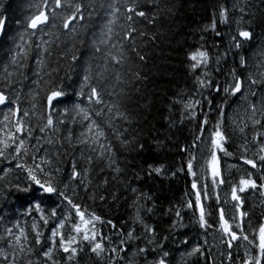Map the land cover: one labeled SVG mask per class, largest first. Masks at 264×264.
<instances>
[{"label": "trees", "instance_id": "obj_1", "mask_svg": "<svg viewBox=\"0 0 264 264\" xmlns=\"http://www.w3.org/2000/svg\"><path fill=\"white\" fill-rule=\"evenodd\" d=\"M81 2L86 5L83 9L84 20L73 23L76 33L63 29L59 16L64 14L65 10L54 9L52 0H48L46 10L50 18L53 10L58 14L54 21L56 27H52L50 22L43 29L48 35L40 31L30 35L33 31L26 30L27 19L44 7L43 0H0V17L6 18L0 40V67L10 62L16 44L21 43L20 34H23V40L31 45L25 61L26 67L18 69L23 75L17 74L12 77L13 83L5 89L6 94L11 99H16V94H19L18 115L34 126V137L52 136L51 132L39 133L38 128L35 127L45 122L41 119L45 91L53 85L63 86L67 96L57 108L77 102L78 98L74 92L79 89L85 68L90 65L93 77L91 83L101 85L103 98L106 101L105 105L94 107H104L106 111L107 104H117L127 117V120L118 121L116 127L122 133V139L127 140L128 143L121 144L120 140L109 137L115 153L114 159L121 171L114 173L110 168L104 167L103 161L97 166L94 158V165L88 175L90 183L86 181L87 187L80 184V179L69 181L70 161L73 158L79 160L81 168L87 165L79 159L81 148L69 147L63 139L69 127L75 137L80 130L79 126L65 124L57 134L61 138L60 143L50 146L41 140L42 152L47 148L51 155L53 151L59 149L61 154V159L53 166V169L56 166L61 169L59 173H55L58 186L63 188L64 183H67L66 194L82 207L87 208L89 213L94 212L102 218L105 223L98 222L97 229L100 236L109 238L103 241L106 247L118 246L122 238L121 233H126L130 227L135 228L137 236L143 234V226L132 223L139 207L140 216L147 224L154 227L157 243H162L163 250L170 253L167 258L170 264H218L204 246H201L200 253L183 256V251L190 243H195L207 233L208 229L213 231L217 229L219 224L216 209L222 208L220 202L208 201L206 209L207 213H211L208 220L213 226L205 231L199 226L192 225L194 209L184 206L189 200L193 201L192 178L187 174L186 164L199 140L207 135L216 123L219 117V109L216 106L223 102L225 110L234 99L208 89L197 91L194 83L195 75L202 70H198L195 74L190 71L187 53L201 45L206 48L212 57L207 70L211 72L213 80H219L221 84L225 82L226 74L232 68H236L238 74L242 76L244 68L239 66V56L243 55L247 59L250 51L259 45H264V0H140L139 7L146 11L147 15L134 17V26L146 34L136 35L134 42L125 41L127 59L123 64L111 66L104 82L98 81L95 75L99 70L97 65L103 61L101 54L95 53L92 40L99 36L104 21L108 19L107 14L110 11L108 4L112 0H81ZM115 2L116 6L122 9L124 3L130 0H115ZM221 5L228 9L226 23L219 21ZM240 7L245 9V13L238 11ZM116 17L114 31L122 32L121 25L126 22L122 13H117ZM214 17L217 23L216 31L221 34L220 36L216 35V31L205 30V26L210 24ZM149 20H152V23H149ZM238 27L250 29L253 33L252 40L245 42L246 45L241 49H236L231 40L232 36L236 35ZM41 40L49 41L46 47L51 55L43 52V48L36 47ZM133 47L136 48L135 52L132 51ZM137 53L143 55L145 59L140 60ZM73 56L76 57L75 60L72 59ZM217 56H220L219 64L216 62ZM40 60L44 63L40 64ZM11 68L10 65V70ZM217 68L220 69L219 72L216 71ZM117 72L121 75L120 81L115 79ZM4 83L3 78L0 77V86ZM32 92L38 93L35 99L32 97ZM178 94H182L181 98L184 100L189 97L201 100V104L195 109L197 113L195 118L190 117L187 111H184L182 116V105L173 103V100L178 98ZM205 97L212 101L211 105ZM33 103L37 105L35 110L31 107ZM9 107L12 106L7 105L0 110V129L4 131H7L5 125L10 126L13 121L12 116H9V121L4 120ZM24 110L29 111L28 117H23ZM33 111L35 115L32 114ZM205 113L208 124L201 133L200 122L205 118ZM53 117L55 120L58 113L54 112ZM223 124L228 136L225 148L232 155L237 154V148H233L237 145L235 135L231 136L226 129L224 116ZM253 132L254 129H248L247 136L252 137ZM2 135L3 131H0V136ZM197 136L201 138L197 140ZM31 143L35 144L36 140L33 138ZM84 151L87 155L86 147ZM160 166H162L160 174L152 170ZM7 168H11V171L7 173L2 171ZM100 168H103V171ZM237 176L235 175L234 179ZM0 177H2L0 178V236L5 235V227H13V230L18 232L14 227L18 223L28 236L29 246L34 248L32 254L24 259L18 258V264H26L27 260H31L32 264H52V261H46L41 255L42 249L35 245L32 224L35 221L40 225L44 236H47L56 221L50 220L47 227L43 226V222L39 220L42 213L34 209L33 202L43 200L42 208L45 215H48L49 209L56 205H61L58 212L62 211L67 207L66 203L55 196L41 197L35 190L28 193L18 191L14 185L24 186L27 181L25 174L15 168V161L0 158ZM104 180H107L106 184L103 183ZM132 188L146 195H141L138 204L130 207L132 201L136 199ZM101 196L104 199H101ZM148 208L152 211L148 212ZM177 210L183 216L184 226L170 227L172 221L177 219L175 215ZM108 220L113 222L114 228L107 225ZM165 236L168 237L166 241L163 239ZM185 240L187 243L183 242ZM146 243V240L141 239L133 245L126 244L127 251L120 254L125 259L118 261L117 264H128L133 248L137 245L144 247ZM0 248H4L11 258L12 252L7 248L6 240H0ZM160 251L157 248L156 252H149L147 259L153 260ZM53 258L59 261V264H109L108 253L99 259L88 251L87 246L73 261H67L66 255L59 250L54 251ZM0 264H6L3 258H0ZM135 264H145V257H136ZM221 264L226 262L222 261Z\"/></svg>", "mask_w": 264, "mask_h": 264}, {"label": "snow or ice", "instance_id": "obj_2", "mask_svg": "<svg viewBox=\"0 0 264 264\" xmlns=\"http://www.w3.org/2000/svg\"><path fill=\"white\" fill-rule=\"evenodd\" d=\"M44 7L40 8L35 14L28 17L26 22V30L32 29L33 32L30 35H35L36 31H40L44 35L43 29L52 22V27H56L54 21L57 19L58 14L55 10L52 11L51 18L47 12L48 0H43ZM54 9H64V14L60 15L59 18L62 21V27L65 30H69L72 33H76V28L73 27V23L77 20H84L83 9L86 5L81 2V0H52ZM140 0H130V2H125L122 9L116 6L115 0H112L108 4L110 11L108 12V19L104 21V24L99 32V36L92 40V45L95 53L101 54L102 63L97 65L99 69L96 72V78L100 82H104L107 79L106 74L109 73L110 67L114 65H120L127 59L125 55V41H135V36H144L146 33L142 30H138L134 26V17H146V11L139 7ZM103 7V5H101ZM235 7V6H234ZM238 11L245 13L243 7L238 8ZM122 13L123 19L126 24L121 25L122 32L114 31L113 25L116 24V14ZM91 15V14H90ZM228 19V9L221 5L219 9V21L220 23H226ZM243 19V17H241ZM6 23V18L0 17V31L3 30ZM152 23V20H149ZM217 23L215 17L210 24L205 26V30L211 29L216 31ZM216 35L221 34L216 31ZM117 37L119 39L117 40ZM253 38V33L250 29L238 27L236 30V35L232 36V44L236 49H241L245 42L251 41ZM21 43L16 44V50L11 55V60L9 63L3 64L0 67V77L4 80V85L0 86V105H11L8 108V114H5L4 120L9 121V116L15 117L9 125H5L7 131H3V135L0 136V158L9 161H15V168L21 170L25 174L27 184L21 186V184H15L14 187L18 191L28 193L32 190L38 191L41 197L44 196H55L62 202H65L67 207L63 208L62 211L58 212L61 205H56L49 209V214H43V200H37L33 202V207L37 212L42 214L39 216V220L43 222V226L47 227L50 220L56 221L54 226L50 229V234L44 236V233L40 230V225L35 221L32 224V231L34 233V243L42 249L41 255L46 258V261H52V264H59L53 258V253L55 250L62 251L66 255L67 261H73L80 252L84 251V247L87 246L88 251L94 254L97 258L102 259L106 253L109 254V264H117L118 261L125 259L121 253H125L127 248L125 245H133L134 242L144 239L146 240V245L140 247L135 246L128 258V264H135L136 257L144 256L145 264H170L167 259L170 255L168 251L163 250L162 243H157L156 231L154 227L147 224L143 218L140 216L139 207L137 208L136 215L133 218L132 223L142 225L144 232L141 236L135 234V228L130 227L126 233H121V239L119 240L118 246L106 247L103 241L108 240L107 236H100L97 223H105L99 215L94 212L89 213L87 208L81 206V204L75 202L69 195L66 194L68 189V184L64 183L63 188L59 187L55 180V173H59L61 169L56 166L57 161L61 159V154L59 149H56L49 155L48 149L44 148L42 152L41 140L44 144L55 146L61 142V138L57 135L61 131L62 125H77L79 126V131L73 137V132L71 127L68 128L67 135L63 138L69 145V147L76 148L80 147V160H83L87 167L81 168L79 160L73 158L70 161V174L69 181H76L80 179V184L87 187L86 181H88V175L92 170L95 163L97 166L99 162H104V167L110 168L114 173H119L121 169L114 159L115 153L113 151V145L110 136L114 139L120 140L121 144H127L128 141L122 139V133L116 127V123L120 120H127L125 113L120 109L117 104H107V110L104 107H94L103 106L106 101L103 98V88L100 84H92L93 79L91 74V66L85 68V74L81 81L80 87L74 92V95L78 98L77 102H73L70 105H65L63 108H57L58 104H61L67 96V93L63 86L53 85L45 91L43 98V114L41 119L45 121L42 125H37L39 133L44 134L46 132H51L52 136H35L33 135L34 126L30 125L29 122L22 119L18 113L20 112L18 104L19 94L17 93L16 99H11L9 95L6 94L5 89H7L12 83V77L14 75H23V72L18 71V69H24L26 67L25 61L28 58V53L31 49L26 41L23 40V34H20ZM15 42V41H14ZM49 41L41 40L39 44L36 45L37 48H43V52L47 55H51L46 45ZM132 51L135 52L136 48L133 47ZM140 60H144L145 57L137 53ZM19 57V59H18ZM73 60L76 59L75 56L72 57ZM187 59L189 61V69L194 74L199 71L198 75H195V85L196 90L208 89L211 92L217 94H222L224 97H236L238 94L246 102L247 105V120L251 123L254 129L252 142L257 145L258 152L255 154L254 158H248L242 156L244 164L249 165L252 169L264 168V70L259 72V75L249 73L247 75L248 90L245 91V79L238 74L236 68H232L229 73H227V79L223 84L219 80H213L211 72H209L208 66L211 62V55L209 51L202 45L190 50L187 53ZM216 62L219 64L220 56L216 57ZM40 64L44 61L40 60ZM10 65L12 66L10 70ZM239 66L241 68H246L247 61L243 55L239 56ZM257 68L264 69V65L257 64ZM55 71V69H53ZM217 72L220 71L219 68L216 69ZM138 77V73L136 74ZM26 78V77H25ZM115 79L117 81L121 80V75L119 72L115 74ZM87 89V91H85ZM38 95L36 92H32V97ZM195 96V93H193ZM182 94H178V98L173 100L174 104L182 105V116L183 112L187 111L188 115L192 118L196 117V107L201 104V100L189 99L184 100L181 98ZM82 98V99H80ZM208 104L211 105L212 101L207 99ZM226 102V101H225ZM32 109L35 110L36 103L32 104ZM217 109H219V117L216 123L213 125L210 132V158L205 161L208 167L205 169L207 174L210 171L211 185L212 189L218 185H223L226 183L220 166L218 152H223L226 156H231L232 153L228 152L225 148V144L228 141V136L224 129L223 116H224V103L218 104ZM58 113V117L54 120L53 113ZM35 115V112L32 113ZM205 118L200 122V130L203 133L206 125L208 124L207 113L204 114ZM29 111L24 110L23 117H28ZM59 117H64L60 119ZM235 123V121L233 122ZM241 123L244 127L248 124L245 123L243 118ZM244 127H239V131L243 132ZM36 140V143H31L32 139ZM201 137L197 136L196 139L199 140ZM73 140L75 141L73 143ZM247 143V141H245ZM86 147L88 154H85L84 148ZM243 147V145H242ZM245 151H248L245 148ZM191 155V154H190ZM55 157V159H53ZM196 157L191 155L188 159L186 168L187 174L193 177L191 181V189L195 196V200H189L184 206L189 209H194L193 213V223L198 224L200 229H207L213 225L209 223L208 218L211 213H206L203 200H208L211 198L209 188L207 184H200V179L197 172L194 170V161ZM257 160L260 164L258 166ZM30 161V162H29ZM152 167L151 165L149 166ZM160 167H155L152 169L157 174L161 173ZM103 171V168H100ZM4 172H10L11 168L3 169ZM252 172H248L246 175H241L237 183L232 184L230 181L227 183L231 184L230 196L233 201L236 202L234 205L238 215H233L231 219L226 218L225 210L223 208H217L218 212V224L219 231L222 232L227 240H221L222 243H226L229 249L233 248V242H239L241 240L247 242L255 248V252L246 251L245 258L242 260V264H264V221L258 222L253 225L250 220V215L248 212L241 210L242 199L241 195L248 189L252 190H264V182L257 184L256 179H253ZM2 178V177H0ZM261 181H264V175L260 177ZM103 183H107L104 180ZM132 192L136 195V199L132 201V205H137L141 194L136 188H132ZM261 195H264V191H261ZM104 199L103 196L100 197ZM150 198V197H146ZM217 202L219 201V196H216ZM227 202V201H225ZM148 212L152 209L148 208ZM176 218L172 221L170 227L180 226L183 227L184 224L183 216L181 212L177 210L175 212ZM247 218L248 228L251 230L252 239H249V235L245 234V220ZM107 225L112 226L113 222L108 220ZM17 231L13 230V227L4 228V236H0V240H6L7 248L11 250V258L8 252L4 248H0V258L6 262V264H18V258L24 259L27 255L34 252V248L29 246L28 236L23 228L19 227L17 223L14 225ZM67 229V233H65ZM165 241L168 239L167 236L163 238ZM187 243V241H183ZM110 243V242H109ZM150 245H155V247H149ZM244 247V245H239ZM159 248L160 254L157 255L153 260L149 261L147 259V254L149 252H156ZM201 252V247L199 245L191 248V251L187 253L191 256L196 253ZM228 258L231 259V252L228 254ZM26 264H32L31 260H27Z\"/></svg>", "mask_w": 264, "mask_h": 264}, {"label": "rangeland", "instance_id": "obj_3", "mask_svg": "<svg viewBox=\"0 0 264 264\" xmlns=\"http://www.w3.org/2000/svg\"><path fill=\"white\" fill-rule=\"evenodd\" d=\"M244 45H246V43H244ZM247 56L248 58L246 60L248 66L244 68V73L242 74V77L246 81L245 91L248 90L247 75L249 73H253L258 77L259 72L264 70L262 68H257V64L264 65V45H259L256 49L250 51ZM231 98H233L234 100L224 110V117L226 119V129L231 133V136L235 135L237 145L233 148H237V154L226 156L223 152L217 153L219 157V166L226 183L223 185H218L215 190H213L211 185L210 171L207 174L205 173V169L208 167L205 161L210 158L211 131L199 140V143H197V146L193 149L194 151L191 154L196 157L194 161V170L197 172V175L201 177L200 184H207L209 192L211 194L210 199L202 201L205 206L206 213V205L208 204V201L214 200L217 202L216 196L218 195V202H220L221 205L224 207L225 215L228 219H231L233 215H238V213L236 212V209L234 207L236 202L233 201L230 196L231 184L227 183V181H230L232 184H235L238 182L239 177L241 175H246L250 171L253 174L252 178L256 179L257 184L259 185L263 182L260 180V177L264 175V168H261V172L260 168L252 169L249 165L244 164L243 159H241L242 156L254 158L255 154L258 152V147L252 142V137L247 136V130L253 128L251 126V123L247 120L248 112L246 110V102L241 98L239 94L236 97ZM242 118L245 123L248 124L247 127H244V124L241 123ZM234 121L235 123H233ZM239 127H244V131L240 132ZM245 141H247V143H245ZM245 148H247L248 151H245ZM257 164L259 166V160H257ZM235 175H238L236 179H234ZM191 178L193 179V177ZM261 191L264 190L248 189L244 193L240 194L242 199L241 210L248 213H252L253 211H256L260 208L264 210V197L263 195H261ZM256 192L258 194H256ZM192 199L193 201L195 200L194 194H192ZM245 223H248V221L245 220ZM192 225L198 226V224H195L193 222ZM203 230L206 231V229ZM222 239L225 241L227 240V237H224L222 232H218L216 229L214 231L208 229L207 233L204 236L202 235L201 238L198 239L195 243H190L187 246V248L183 252L185 253L183 254V256H185L189 251H191V248L194 246H204L212 254V257L215 258L216 262L218 264H221L220 262L226 261L228 253L226 250V243H222ZM243 249L240 248V251L245 255V251H247V249Z\"/></svg>", "mask_w": 264, "mask_h": 264}, {"label": "flooded vegetation", "instance_id": "obj_4", "mask_svg": "<svg viewBox=\"0 0 264 264\" xmlns=\"http://www.w3.org/2000/svg\"><path fill=\"white\" fill-rule=\"evenodd\" d=\"M5 106H7V105H5ZM15 120V117H13V121ZM263 197H264V195H263ZM264 206V205H263ZM222 208L224 209V207L222 206ZM263 209L262 208H260V209H258V210H256V211H253L252 213H249V215H250V220H251V223L253 224V225H256L255 224V222L254 221H257V222H262V221H264V211H262ZM256 217H255V216ZM246 220H247V218H246ZM245 229H246V232H245V234H248L249 235V239H252V235H251V230L248 228V223H245ZM218 232H220L219 231V225H218V227H217V229H216ZM239 245H244V247H240ZM240 248L241 249H243V248H246L247 249V251H249L250 250V252H255V248L253 247V246H251V245H248L247 244V242H245V241H243V240H241V241H239V242H233V248H231V249H229L228 247H227V245H226V250H227V258H226V264H242V260L245 258V255L240 251ZM238 249V250H237ZM244 250V249H243ZM229 252H231V255H232V258L231 259H229L228 258V254H229ZM237 252V253H236ZM245 253H246V251H245ZM233 258H234V261H233ZM233 261V262H232Z\"/></svg>", "mask_w": 264, "mask_h": 264}, {"label": "water", "instance_id": "obj_5", "mask_svg": "<svg viewBox=\"0 0 264 264\" xmlns=\"http://www.w3.org/2000/svg\"><path fill=\"white\" fill-rule=\"evenodd\" d=\"M29 30L33 31L32 29H29ZM3 31H4V28H3L2 31H0V40H1L2 36H3ZM4 106L5 105H0V109H2Z\"/></svg>", "mask_w": 264, "mask_h": 264}, {"label": "bare ground", "instance_id": "obj_6", "mask_svg": "<svg viewBox=\"0 0 264 264\" xmlns=\"http://www.w3.org/2000/svg\"><path fill=\"white\" fill-rule=\"evenodd\" d=\"M31 31V30H30ZM206 135V134H205ZM234 140V139H233ZM241 151V150H240ZM189 199V198H188ZM191 218V217H190ZM200 232V231H199ZM199 234H201V233H199ZM199 237V236H198ZM200 241V240H199ZM192 244V243H191ZM187 248V247H186ZM238 250V249H237ZM184 252V251H183ZM237 253V252H236ZM185 254V253H184ZM233 261H234V258H233ZM232 261V262H233ZM213 262H214V260H213ZM235 262V261H234ZM221 263V262H220Z\"/></svg>", "mask_w": 264, "mask_h": 264}]
</instances>
